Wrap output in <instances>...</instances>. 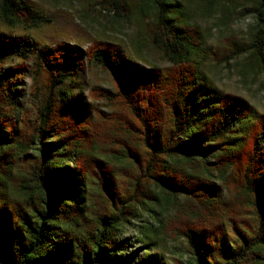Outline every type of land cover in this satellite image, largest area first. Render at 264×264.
I'll return each instance as SVG.
<instances>
[{
  "label": "trees",
  "instance_id": "trees-1",
  "mask_svg": "<svg viewBox=\"0 0 264 264\" xmlns=\"http://www.w3.org/2000/svg\"><path fill=\"white\" fill-rule=\"evenodd\" d=\"M96 5L136 26L129 48L89 38L84 49L43 7L0 0V264H168L166 237L182 240L192 264H264V113L205 70L244 56V70L264 76V0ZM201 11L255 25L242 46L210 51ZM44 24L65 39L26 34ZM147 46L171 66L128 56ZM92 63L116 86L90 89L88 100L113 105L90 121L86 102L58 109L55 90ZM27 74L33 111L16 119Z\"/></svg>",
  "mask_w": 264,
  "mask_h": 264
},
{
  "label": "rangeland",
  "instance_id": "rangeland-1",
  "mask_svg": "<svg viewBox=\"0 0 264 264\" xmlns=\"http://www.w3.org/2000/svg\"><path fill=\"white\" fill-rule=\"evenodd\" d=\"M29 4H37L43 7L56 26L62 28L69 34L72 43L79 44L82 48L88 47L89 38L110 40L112 42H122L128 48L127 40L133 38L136 33V26L127 21H121L105 12L99 10L96 0H26ZM240 12L232 15V21L219 22L218 12H199L194 20L204 29H212V34L207 40V47L210 51L217 52L232 41L238 42L240 46L247 41L252 27L255 25V18L240 17ZM20 32H24L20 30ZM26 34L33 36L41 45L49 44L54 40L65 39L57 38L56 31L44 24L41 28L27 31ZM130 50V49H129ZM132 50V49H131ZM128 53V56L140 62L144 66L158 67L166 70L171 66L162 51L156 47L147 46L140 53ZM244 56H240L231 61L229 66L226 63L217 61L216 58L206 64V73L212 80L213 85L227 93L242 96L251 103L257 110L264 113V76L248 72L243 68ZM11 65H16L17 60L9 61ZM26 96L22 101L23 108L14 111V117L20 119L22 115H29L33 111L32 105L28 100V92L31 85L30 75L26 76ZM94 86L114 91L115 81L109 73L100 65L92 63L87 69L70 78L55 90L56 105L60 109L70 102H86L91 107L89 120H95L100 114L110 113L113 109L111 103L91 102L87 99L90 89ZM63 91L67 94L66 100L62 101ZM222 190L220 194L223 198L228 197V191L223 184L217 181ZM136 232L131 230L126 233L130 245L139 247L135 241ZM166 250L165 261L168 264H176L180 260L182 264H192L193 261L185 254L184 245L181 239L165 238Z\"/></svg>",
  "mask_w": 264,
  "mask_h": 264
}]
</instances>
